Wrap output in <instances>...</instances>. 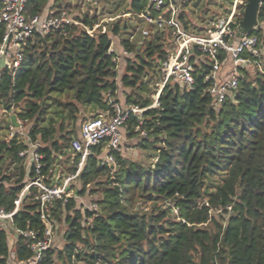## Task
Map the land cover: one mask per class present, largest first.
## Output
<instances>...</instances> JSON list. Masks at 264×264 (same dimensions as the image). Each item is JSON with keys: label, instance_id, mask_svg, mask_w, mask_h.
<instances>
[{"label": "trees", "instance_id": "trees-1", "mask_svg": "<svg viewBox=\"0 0 264 264\" xmlns=\"http://www.w3.org/2000/svg\"><path fill=\"white\" fill-rule=\"evenodd\" d=\"M247 1L239 4L234 29ZM50 2L28 0L29 14L72 12L69 0ZM227 3L232 7L234 0H221ZM126 5L124 14L147 12L146 0H128ZM186 5L178 20L194 35L215 30L231 12L228 7L225 15L210 20L202 16L199 26L192 24ZM76 19L79 24L64 31L30 38L15 75L0 70V109L33 121L27 140L18 132L9 137L11 120L5 126L8 134L0 126V208L13 211L25 186L39 177L49 186L62 185L60 176H54L59 155L72 157L68 172L77 173L81 155L72 144L78 139L83 106L98 110L96 117L113 115L116 102L124 108L137 105L144 111L131 112L124 128L129 136L138 135L142 148L153 151V163L146 166L120 151L112 152L115 162H107L104 143L92 146L74 180L81 183L78 196L87 191L100 195L94 202L98 209L80 208L77 196L68 192L67 200L49 203L46 212L54 229L58 222L66 225L65 244L61 250L46 249L43 264H264V0L261 28L252 32L260 39L261 54H244L257 65L256 73L241 67L238 89L220 106L209 92L205 76L210 66L205 63L197 67L191 90L171 78L160 93V105L152 106L150 85L162 82L161 62L175 48L169 31L155 29L146 37L142 24L131 31L119 17L102 23L98 14L84 13ZM212 19L217 24L205 27ZM135 31L140 32L137 38ZM3 34L0 26V43ZM114 36L127 51L120 78L125 104L119 96V63L113 59L118 51L109 52ZM65 94L67 100L58 98ZM51 106L55 116L47 121ZM36 142L43 156L40 174L35 162L28 167L27 157L20 156ZM39 192L31 186L12 220L2 223L0 264H9L11 232L17 235L14 258L20 264L33 256L32 244L44 238ZM138 198L167 206L145 212L135 207Z\"/></svg>", "mask_w": 264, "mask_h": 264}, {"label": "built area", "instance_id": "built-area-1", "mask_svg": "<svg viewBox=\"0 0 264 264\" xmlns=\"http://www.w3.org/2000/svg\"><path fill=\"white\" fill-rule=\"evenodd\" d=\"M147 12L138 17L142 19V35L150 36L155 29L159 31H169L174 38L175 48L170 50L168 58L161 62L164 71L161 89L158 90L156 99L152 106H159V96L172 78L181 83L187 90H191L195 85V72L197 67L205 63L210 66L209 72L205 76L210 82L209 92L214 98L217 106L222 105L239 87L240 68L249 64V60L244 54L251 53L255 56L261 54L260 39L257 35H246L237 39V28L232 24L235 22L237 9L234 8L227 18H223L215 30L208 31L206 35H194L183 28L178 20L186 0H146ZM28 0H0V26L4 34L0 43V70H8L15 75L21 67L24 59V46L27 41L37 33L49 34L57 30L64 31L70 25H77L79 21L70 10L63 9L57 14H52L46 10L42 14L31 15L27 8ZM151 11L155 12L153 14ZM111 20H113L111 18ZM93 29L89 33L93 34ZM109 52H116L114 42ZM127 51H123L126 55ZM221 55H225L221 59ZM114 61L119 63L121 55H116ZM232 62L230 75L224 74L223 70ZM115 113H103L99 116L86 120L81 126L82 140H74L72 147L81 157L78 164V171L70 175L62 185L49 186L45 184L41 177L29 182L22 190L19 198L15 201V209L6 211L0 208V227L4 221L12 220L19 211L22 199L31 186L39 188L38 198L41 201V217L46 224L44 238L32 244L33 256L26 264H43L44 252L50 247V242L54 237V224L47 215L46 207L54 199L63 198L67 200V185L74 180L87 157L90 155L91 147L104 143L107 150V162H115L113 151H120L123 139L122 129L124 128L128 116L131 112L141 115L144 111L137 105L124 108L120 103H114ZM16 115V114H15ZM17 116V115H16ZM19 126L12 124L9 128V137L15 133H21L23 128L22 120L17 117ZM142 136H147L146 131L141 132ZM40 143L29 144V147L20 152L21 157L33 155L36 164V171L41 173L42 158L36 150ZM90 209L97 210L98 205L93 204Z\"/></svg>", "mask_w": 264, "mask_h": 264}, {"label": "rangeland", "instance_id": "rangeland-1", "mask_svg": "<svg viewBox=\"0 0 264 264\" xmlns=\"http://www.w3.org/2000/svg\"><path fill=\"white\" fill-rule=\"evenodd\" d=\"M54 0H51L50 4H52ZM71 3V9H72V15L76 17L79 14H84V13H89V14H98L101 18L102 23L106 22H111V18L113 20L117 19L119 17V20L121 23H128L130 28L132 29L131 31H134V27H139L141 26V21L140 18L136 15H130L129 14H124L127 9L126 3L128 0H69ZM123 3L120 7H118V4L121 2ZM246 0H234V4L229 5L227 4H221V0H186L187 5L185 7L186 12L189 14V18L192 21V24L195 25H203V17H207V19L210 20V17L212 15H216V17L226 14L227 10L231 8V12L234 8L237 9V13L239 12V4L245 2ZM120 2V3H119ZM229 7V8H228ZM118 8V9H117ZM228 8V9H227ZM236 13V14H237ZM203 16V17H202ZM222 17V16H221ZM220 17V18H221ZM224 18V17H223ZM221 18V20L223 19ZM216 23L215 19H212L209 24L204 25L205 27L212 26L213 24ZM217 24V23H216ZM264 26V24H263ZM210 31V29L208 30ZM136 35L135 38L139 37L140 32L135 31ZM129 35V34H127ZM113 42L115 43V48L118 43L121 42V38L119 37H113L112 38ZM259 63V62H258ZM259 67L262 69L263 65L259 63ZM125 68V60L121 56V60L119 62V85H120V91H119V96L121 97V101L125 104V98H124V92L125 89L122 87V84L120 83V78L123 74ZM257 65L255 63H249L245 66L243 70H247V72L251 75H254L257 70ZM232 69V62H229V65L225 70H231ZM240 72V71H239ZM161 84L160 83H152L150 85L151 88V95L154 99H156V95L158 92L152 93L153 91H158L161 89ZM153 90V91H152ZM58 96V95H57ZM62 101L67 100L68 95H62L58 96ZM51 103H54L53 101H50ZM126 106V105H125ZM15 110V109H14ZM21 110V108H16V111ZM55 106H51L48 108V114L46 117V120L48 121L51 117H54L55 114ZM12 112H6L3 109H0V126H4V129L2 130L3 134L6 135L8 134V129L5 127L8 124L9 120V114ZM98 113V110H96L92 106H83L81 108V116L78 121V128H77V135L80 131L81 124L86 120ZM23 122V128L22 132L19 133L20 137L23 138V140H27L28 136V130L30 127L33 125V121H22ZM123 139H122V144H121V150L120 153L122 156L125 158L135 160L137 162H140L146 166H149L153 163L154 161V153L150 149H145L140 146V142L138 141V135L135 136H129L127 133L126 128L122 131ZM60 132L57 134L59 136ZM70 154V151L68 152ZM69 155H59L57 162H56V171L55 175L60 174L59 172H62V181H65V177H67L69 174L68 169L69 166H71L72 163V157L71 159H68ZM28 160V159H27ZM28 164V162H27ZM68 193L71 195H75L78 198V203L80 208H87L91 207L94 202L99 199V194H92L90 191H87L85 195L78 196V192L81 189V183L77 182L76 180H71L68 185ZM77 193V195H76ZM155 206L158 207H166L167 205L164 204V202L160 201L156 205L155 203L151 201H145L141 198H138L135 207H139L142 211L145 212H150L154 209ZM66 230V225L64 223H57V226L54 229V237L53 240L50 242V247L56 248L57 250H61L64 247L65 240H64V233ZM13 235V234H12ZM10 235L9 237V244L11 248V257L9 260V264H19L15 258H14V245L13 243L15 242L16 238ZM57 264H70L66 263L65 261H59Z\"/></svg>", "mask_w": 264, "mask_h": 264}, {"label": "water", "instance_id": "water-1", "mask_svg": "<svg viewBox=\"0 0 264 264\" xmlns=\"http://www.w3.org/2000/svg\"><path fill=\"white\" fill-rule=\"evenodd\" d=\"M261 3L262 0H248L246 2L243 18L239 21L237 26V39L250 35L255 29L261 28V24L259 22V10ZM11 118L13 124L18 127L19 123L17 116L12 114Z\"/></svg>", "mask_w": 264, "mask_h": 264}, {"label": "crops", "instance_id": "crops-1", "mask_svg": "<svg viewBox=\"0 0 264 264\" xmlns=\"http://www.w3.org/2000/svg\"><path fill=\"white\" fill-rule=\"evenodd\" d=\"M127 14H129L128 16H130L131 15V13H127ZM126 14V15H127ZM115 44V43H114ZM115 50L116 51H118V53H119V55H121V56H123V47L121 46V44L120 43H118V45H116V48H115ZM228 66H226L225 68H227ZM225 68H224V70H223V72H224V74H226V75H230V70H225ZM245 68V67H244ZM121 99V98H120ZM12 114H15L14 112H12V113H10L9 114V120L8 121H10L11 120V122H12ZM12 124H13V122H12ZM75 140H82V135H81V130L79 131V133H78V139H75ZM27 159H28V167H30V165H32L33 163H34V158H33V155L32 154H29L28 156H27ZM60 174H58V175H56V176H60V178H62V172H59ZM62 175V176H61ZM70 175H68L67 177H65L66 179L69 177ZM65 179V180H66ZM62 180V179H61ZM13 234V235H12ZM11 235L13 236V237H15L16 238V240H17V235H16V233H13V232H11ZM16 240H15V242L13 243V245H15V243H16ZM20 264V263H19ZM26 264V263H25Z\"/></svg>", "mask_w": 264, "mask_h": 264}]
</instances>
